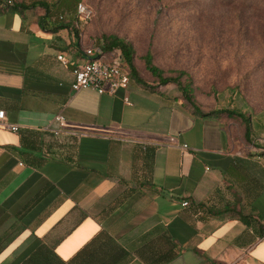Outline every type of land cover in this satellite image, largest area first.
I'll return each instance as SVG.
<instances>
[{"label": "crops", "instance_id": "obj_1", "mask_svg": "<svg viewBox=\"0 0 264 264\" xmlns=\"http://www.w3.org/2000/svg\"><path fill=\"white\" fill-rule=\"evenodd\" d=\"M34 1L0 2V264H264V111L136 58L126 89L74 91L92 41Z\"/></svg>", "mask_w": 264, "mask_h": 264}, {"label": "rangeland", "instance_id": "obj_2", "mask_svg": "<svg viewBox=\"0 0 264 264\" xmlns=\"http://www.w3.org/2000/svg\"><path fill=\"white\" fill-rule=\"evenodd\" d=\"M80 3L92 12L89 22L75 29L85 40L122 38L141 64L150 52L164 76L184 71L182 85L190 81L196 102L207 108L244 110L250 115L264 111V0ZM76 11L57 10L55 15L76 20Z\"/></svg>", "mask_w": 264, "mask_h": 264}, {"label": "built area", "instance_id": "obj_3", "mask_svg": "<svg viewBox=\"0 0 264 264\" xmlns=\"http://www.w3.org/2000/svg\"><path fill=\"white\" fill-rule=\"evenodd\" d=\"M4 5H14V0H0ZM77 20L74 29L80 30L86 25L92 17L91 10L84 4L79 3L76 11ZM65 15L61 14L58 18L65 19ZM83 62L76 64L73 69V82L71 87L74 91L82 89H93L99 94H115L120 89H126L132 76L130 63L127 61L123 50L118 46L111 48L106 47L103 40L93 41L89 46L81 50ZM58 59L63 64H68V60L64 54H59ZM128 102V100H125ZM6 111L0 109V123L4 122ZM56 120L64 125V118L61 115L56 116ZM10 129L18 130V126L11 125ZM58 132H56L57 134ZM184 148L188 145L184 144ZM188 201L182 203L187 206Z\"/></svg>", "mask_w": 264, "mask_h": 264}, {"label": "trees", "instance_id": "obj_4", "mask_svg": "<svg viewBox=\"0 0 264 264\" xmlns=\"http://www.w3.org/2000/svg\"><path fill=\"white\" fill-rule=\"evenodd\" d=\"M81 0H55L53 2H47V1H43V0H36L34 2H32L30 4V6H43L46 11L47 14H51L52 10H62V11H69L68 13H70V11H74L78 4L80 3ZM77 20V19H76ZM73 18H69L68 15L66 14V17L63 21H65L66 24H71L72 26L75 25V21ZM103 40L106 44V47L111 48L113 46H118L123 50V53L127 59V61L130 63L131 67H132V71L134 70L132 64H133V60L135 58V51L133 49V47L127 43L124 39L122 38H118L117 36H105L103 38H99L95 41H101ZM138 62L140 60H137ZM143 69H145L148 73L152 74L153 76L159 78L160 82L162 83H168V82H175L178 83L179 85H181L182 90L184 91V96L185 98L192 103L193 105H195V98L193 96V91L191 88V82H187L186 84L182 85L181 81H180V77L183 76L185 74L184 71H180L178 72L177 76H164L163 75V71L156 66L153 63V56L150 52H148L145 56H144V64H142ZM216 112L220 113H228L229 116H231L232 118H235L237 120L240 121V119L245 122L246 118H245V114H243L242 112H237L235 110H226V109H216ZM199 207L204 206V204H199ZM171 257V256H170Z\"/></svg>", "mask_w": 264, "mask_h": 264}]
</instances>
